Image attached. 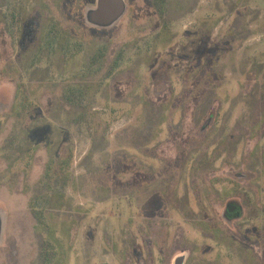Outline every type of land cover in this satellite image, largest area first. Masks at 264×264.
<instances>
[{
  "label": "rangeland",
  "instance_id": "1",
  "mask_svg": "<svg viewBox=\"0 0 264 264\" xmlns=\"http://www.w3.org/2000/svg\"><path fill=\"white\" fill-rule=\"evenodd\" d=\"M120 3L0 0V264H264V0Z\"/></svg>",
  "mask_w": 264,
  "mask_h": 264
},
{
  "label": "water",
  "instance_id": "2",
  "mask_svg": "<svg viewBox=\"0 0 264 264\" xmlns=\"http://www.w3.org/2000/svg\"><path fill=\"white\" fill-rule=\"evenodd\" d=\"M108 1L110 3V6L117 11L116 15L120 12V7H121V3L120 0H105ZM182 262H184V259L178 258L174 261V264H183Z\"/></svg>",
  "mask_w": 264,
  "mask_h": 264
},
{
  "label": "flooded vegetation",
  "instance_id": "3",
  "mask_svg": "<svg viewBox=\"0 0 264 264\" xmlns=\"http://www.w3.org/2000/svg\"><path fill=\"white\" fill-rule=\"evenodd\" d=\"M234 208H235L234 206H228V216L229 217H232V216L236 215L235 213H233V209ZM182 263L184 264V262H182Z\"/></svg>",
  "mask_w": 264,
  "mask_h": 264
}]
</instances>
